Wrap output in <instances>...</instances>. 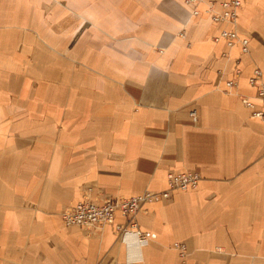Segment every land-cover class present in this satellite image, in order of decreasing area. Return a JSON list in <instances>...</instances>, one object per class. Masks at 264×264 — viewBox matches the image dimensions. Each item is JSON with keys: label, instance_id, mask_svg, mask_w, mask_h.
I'll return each mask as SVG.
<instances>
[{"label": "crops", "instance_id": "crops-1", "mask_svg": "<svg viewBox=\"0 0 264 264\" xmlns=\"http://www.w3.org/2000/svg\"><path fill=\"white\" fill-rule=\"evenodd\" d=\"M183 2L0 0V264H264V118L242 102L264 111V0L233 25ZM185 171L195 189L137 213L136 263L119 214L62 222L88 190L128 199Z\"/></svg>", "mask_w": 264, "mask_h": 264}, {"label": "built area", "instance_id": "built-area-1", "mask_svg": "<svg viewBox=\"0 0 264 264\" xmlns=\"http://www.w3.org/2000/svg\"><path fill=\"white\" fill-rule=\"evenodd\" d=\"M183 4L190 8V15H199L198 7H205V12L209 15L211 22L215 24L229 23L235 24L241 0H184ZM237 39L234 31H222L213 40H222L227 47L235 44ZM241 51L247 52V40L240 41ZM250 86L256 89V97L264 105V78L258 69L252 72L248 79ZM233 86V81L226 83V87ZM244 106L252 110L253 117L264 118V111L253 110V104L247 100L242 101ZM194 118V113L191 114ZM199 182V175L195 171H185L180 173L167 174V191L152 192L145 191L140 195L128 199H104L95 201L90 198H83L75 205L68 207L61 214V219L65 227H79L85 230H99L106 225H110L116 214L124 220V224L116 225L115 231L120 241L125 244L128 250L129 262L136 263L139 260L138 254L134 252L148 244V237L141 232L136 223V215L145 204L157 203L168 200L170 193L183 192L195 189ZM175 249L181 256L184 254V245L176 244ZM131 255H134L133 257Z\"/></svg>", "mask_w": 264, "mask_h": 264}, {"label": "rangeland", "instance_id": "rangeland-1", "mask_svg": "<svg viewBox=\"0 0 264 264\" xmlns=\"http://www.w3.org/2000/svg\"><path fill=\"white\" fill-rule=\"evenodd\" d=\"M182 34H183V32L180 33V35H182ZM89 192H90V190L87 191V194H86L85 197L90 198V196H89ZM85 197H84V198H85ZM90 199H91V198H90ZM105 199H106V198H105ZM107 199H112V198L107 197Z\"/></svg>", "mask_w": 264, "mask_h": 264}, {"label": "bare ground", "instance_id": "bare-ground-1", "mask_svg": "<svg viewBox=\"0 0 264 264\" xmlns=\"http://www.w3.org/2000/svg\"><path fill=\"white\" fill-rule=\"evenodd\" d=\"M209 17V16H208Z\"/></svg>", "mask_w": 264, "mask_h": 264}]
</instances>
